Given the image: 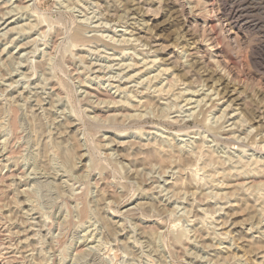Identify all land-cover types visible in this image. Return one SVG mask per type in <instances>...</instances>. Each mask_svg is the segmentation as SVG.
I'll list each match as a JSON object with an SVG mask.
<instances>
[{
    "label": "rangeland",
    "instance_id": "rangeland-1",
    "mask_svg": "<svg viewBox=\"0 0 264 264\" xmlns=\"http://www.w3.org/2000/svg\"><path fill=\"white\" fill-rule=\"evenodd\" d=\"M0 264H264V0H0Z\"/></svg>",
    "mask_w": 264,
    "mask_h": 264
},
{
    "label": "bare ground",
    "instance_id": "bare-ground-1",
    "mask_svg": "<svg viewBox=\"0 0 264 264\" xmlns=\"http://www.w3.org/2000/svg\"><path fill=\"white\" fill-rule=\"evenodd\" d=\"M22 2V1H21ZM233 15V14H232ZM4 16V15H3ZM228 16V19L231 21L232 19H233V17L229 14V15H227ZM2 18V17H1ZM237 20V19H236ZM36 21V20H35ZM77 31V30H76ZM80 33H79V31L78 32H76L75 34H74V37L76 38V39H78V38H81L82 39V37H80ZM74 40V39H73ZM72 41V40H71ZM74 42V41H73ZM176 81V80H175ZM168 92V91H167ZM230 92V91H229ZM164 93V92H163ZM152 106V105H151ZM153 126V125H152ZM81 127V126H80ZM94 129V128H93ZM180 131V130H179ZM202 149V148H201ZM197 159V158H196ZM190 162V161H189ZM174 163V162H173ZM171 166V165H170ZM188 166V165H187ZM194 167V166H193ZM183 172V171H182Z\"/></svg>",
    "mask_w": 264,
    "mask_h": 264
}]
</instances>
